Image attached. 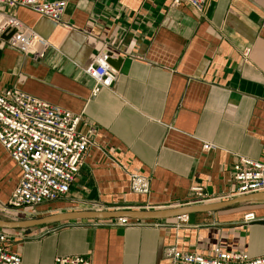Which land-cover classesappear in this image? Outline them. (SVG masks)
<instances>
[{
    "label": "crops",
    "instance_id": "crops-1",
    "mask_svg": "<svg viewBox=\"0 0 264 264\" xmlns=\"http://www.w3.org/2000/svg\"><path fill=\"white\" fill-rule=\"evenodd\" d=\"M64 24L26 7L10 12L51 48L35 61L0 44V93L18 89L81 115V133L97 132L67 197L0 219L25 221L73 211H115L110 220H75L3 229L22 264H57L82 257L91 264H169L176 247L213 256L264 253V201L178 217L137 219L130 212L225 202L235 191L239 156L264 163V0H207L199 12L173 0H66ZM106 49L122 57L111 89L92 98L84 69ZM204 143L217 146L204 150ZM139 174L148 193L131 188ZM22 176L0 144V205ZM220 200L186 205L191 188ZM247 196V195H246ZM3 217V218H2ZM120 218L142 226L125 227ZM178 226V227H177Z\"/></svg>",
    "mask_w": 264,
    "mask_h": 264
},
{
    "label": "built area",
    "instance_id": "built-area-1",
    "mask_svg": "<svg viewBox=\"0 0 264 264\" xmlns=\"http://www.w3.org/2000/svg\"><path fill=\"white\" fill-rule=\"evenodd\" d=\"M207 0H173V6L186 4L196 11H203ZM66 0H0V44L5 43L35 61L43 60L51 44L18 17L10 12L16 7H26L51 21L64 24ZM12 36L5 40L3 35ZM108 51L102 50L84 69L86 77L94 81L92 98L103 89H111L118 78V71L108 63ZM81 115L50 104L18 89L0 93V144L17 163L22 176L8 202L0 205L3 213H26L53 202L64 200L83 165L86 154L94 145L91 137L95 127L87 133L79 131ZM204 150L217 146L204 143ZM235 191L230 198L264 192V163L239 156L234 165ZM131 188L136 193H148L149 184L139 174L131 176ZM209 195L204 187L191 188V201L186 205H203L220 200ZM179 227L189 222V216L177 218ZM259 219L254 213L245 216L244 223ZM125 227L142 226L128 218H120ZM177 226V227H178ZM12 236L0 229V264H22L20 254L11 249ZM169 264H264V253L251 257L248 253L215 249L213 256L187 252L173 247L168 250ZM57 264H91L74 257H58Z\"/></svg>",
    "mask_w": 264,
    "mask_h": 264
},
{
    "label": "water",
    "instance_id": "water-1",
    "mask_svg": "<svg viewBox=\"0 0 264 264\" xmlns=\"http://www.w3.org/2000/svg\"><path fill=\"white\" fill-rule=\"evenodd\" d=\"M13 33L9 35H3L2 38L8 40ZM108 63L118 71L120 68L123 58L119 57L115 59L114 53L108 51ZM252 201H264V192L256 193L247 196L238 197L231 199L225 202L213 203L203 206H194L188 208H179L175 210H162V211H143V212H130L128 214L131 218L137 219H154L160 220L170 217H179L183 215H189L192 213L199 212H212L222 208L231 207L234 205L252 202ZM120 217L118 212L115 211H73L68 213H59L53 214L44 218L34 219V220H25V221H8L0 219V228L3 229H25L33 226L52 224V223H61L65 221H75V220H110ZM259 225H264V220H258L254 222Z\"/></svg>",
    "mask_w": 264,
    "mask_h": 264
},
{
    "label": "rangeland",
    "instance_id": "rangeland-1",
    "mask_svg": "<svg viewBox=\"0 0 264 264\" xmlns=\"http://www.w3.org/2000/svg\"><path fill=\"white\" fill-rule=\"evenodd\" d=\"M3 218V217H2ZM4 219H6V218H4Z\"/></svg>",
    "mask_w": 264,
    "mask_h": 264
}]
</instances>
